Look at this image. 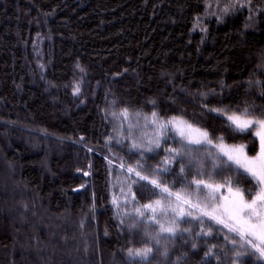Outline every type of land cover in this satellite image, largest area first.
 Here are the masks:
<instances>
[{"label":"trees","instance_id":"trees-1","mask_svg":"<svg viewBox=\"0 0 264 264\" xmlns=\"http://www.w3.org/2000/svg\"><path fill=\"white\" fill-rule=\"evenodd\" d=\"M245 109L264 118V0H0V264H264L136 175L192 204L207 191L193 180L235 183L246 174L217 147L160 124L176 117L254 156V131L225 127ZM173 221L175 235L160 231ZM140 248L149 261L129 257Z\"/></svg>","mask_w":264,"mask_h":264},{"label":"snow or ice","instance_id":"snow-or-ice-1","mask_svg":"<svg viewBox=\"0 0 264 264\" xmlns=\"http://www.w3.org/2000/svg\"><path fill=\"white\" fill-rule=\"evenodd\" d=\"M210 110L222 116L224 115L221 109ZM155 115L153 113V116ZM226 119L228 123L225 127L230 130V133L251 134L249 130L254 131L255 135L259 138L258 155L250 158L245 154L246 145H227L224 143L223 136L217 137L219 140L218 144H213V140L210 138L207 130L196 127L187 121L177 120L176 117H172L167 123L173 125L181 140L192 145L212 144L213 147L219 149L222 156L235 164L237 169H243V173L247 175L241 174L235 183H233L231 176L219 184L204 180H193L192 183L196 185L198 192L201 191V186L207 191L203 193V200H197L195 204H192L190 197L180 192H171L167 185H162L158 180L149 179L147 176L141 175L140 172H136V175L140 180H147L153 187L159 188L161 192L167 193L168 196H175L176 207L172 210L181 218L185 215L192 216L191 212L185 213L182 207V205L188 204L199 211L201 217H206L207 220L220 225L223 229H227V232L231 233L232 236L225 235L226 240H230L233 244H236L238 238L243 242L240 245L241 248L248 245L252 249V255L258 254V258L264 259V118L249 117L248 110L245 109L240 115H237L235 112L227 115ZM161 127H166V125H161ZM156 147H159L158 142ZM148 151H151V149H148ZM169 151H176V154L179 155L178 150L169 149ZM214 168L219 169L218 175L225 171V168H222L219 164L214 163ZM128 171L132 172L133 169L130 168ZM183 171L184 169L181 168V172ZM227 171L232 175H236L230 167L227 168ZM248 177L255 180L256 185L242 190L240 187L242 183L247 181L251 184V180H248ZM257 187H259V190H257ZM221 189H225L227 194H223ZM246 193L247 199L245 198ZM158 207H161L160 200L155 201L154 204L144 205V208L151 210L154 214ZM162 210L166 211L167 209ZM140 215L142 216L143 213H140ZM193 218L199 219V217ZM153 219H155V216H153ZM176 230L175 221L172 222V226L170 227H165L163 224L160 225V231L166 232L169 235H175ZM187 230L185 229V231ZM212 231V226L208 225V230L203 232V234L210 236ZM151 253L152 248L128 250L129 257L133 258V260L139 258L142 262L149 261ZM206 255H211V252H207ZM236 255L239 257L242 253L237 252Z\"/></svg>","mask_w":264,"mask_h":264},{"label":"rangeland","instance_id":"rangeland-1","mask_svg":"<svg viewBox=\"0 0 264 264\" xmlns=\"http://www.w3.org/2000/svg\"><path fill=\"white\" fill-rule=\"evenodd\" d=\"M161 125H166V127H161ZM160 127L161 128H163V131H164V135L165 136H167L168 135V133H169V130L170 129H174V127H173V125H171V124H160ZM175 130V129H174ZM256 138H257V140H258V142H259V138L256 136ZM218 151H219V149H218ZM219 153H220V151H219ZM246 154V153H245ZM259 154V152L256 154V155H258ZM247 155V154H246ZM256 155H254V156H256ZM248 156V155H247ZM250 158L251 157H253V156H249ZM241 171L243 172V169H241ZM247 175V174H246ZM85 177H88V174L87 173H85ZM78 188H81V187H78ZM24 196H25V194H24ZM24 196H23V198H24ZM16 209H18L19 210V206H17L16 207ZM37 211H38V213H39V216L41 217V219L43 218V217H45V215L43 214V212H42V210H40L39 208L37 209V207L35 208ZM20 211H23V213H25L26 214V211L25 210H21L20 209ZM19 211V212H20ZM18 212V213H19ZM34 215V214H33ZM32 215V216H33ZM34 217H35V215H34ZM36 218V217H35ZM47 219V218H46ZM45 219V220H46ZM18 220H20V219H16L15 221H14V223L16 222L17 223V221ZM43 221L42 220H40V219H38V220H36V228L37 227H39V226H41V223H42ZM67 220L66 219H58V220H55V221H51V222H49L48 224H45V222L43 223V225H46V229L48 230V232H49V234L51 235V234H53L54 232H56L58 229H61L62 230V228L67 224ZM44 227V226H43ZM42 227V228H43ZM257 243H259L258 241H257ZM27 251L28 250H26V248H24V250H23V252H22V254H23V256L27 253ZM38 251H40V253H48L47 251V249L45 248V247H42V248H39L38 249Z\"/></svg>","mask_w":264,"mask_h":264},{"label":"water","instance_id":"water-1","mask_svg":"<svg viewBox=\"0 0 264 264\" xmlns=\"http://www.w3.org/2000/svg\"><path fill=\"white\" fill-rule=\"evenodd\" d=\"M80 190H81V188H76V189L73 190V192H74V193H77V192H79Z\"/></svg>","mask_w":264,"mask_h":264}]
</instances>
